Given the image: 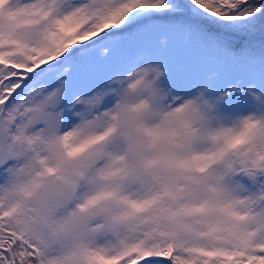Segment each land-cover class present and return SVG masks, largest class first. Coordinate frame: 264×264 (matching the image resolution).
Wrapping results in <instances>:
<instances>
[{"label": "snow or ice", "instance_id": "6c2138e0", "mask_svg": "<svg viewBox=\"0 0 264 264\" xmlns=\"http://www.w3.org/2000/svg\"><path fill=\"white\" fill-rule=\"evenodd\" d=\"M0 264H264V0H0Z\"/></svg>", "mask_w": 264, "mask_h": 264}]
</instances>
